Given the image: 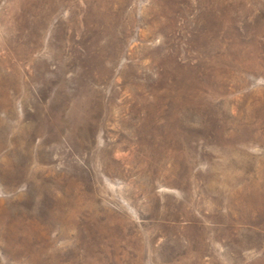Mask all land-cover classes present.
<instances>
[{"label":"rangeland","instance_id":"1","mask_svg":"<svg viewBox=\"0 0 264 264\" xmlns=\"http://www.w3.org/2000/svg\"><path fill=\"white\" fill-rule=\"evenodd\" d=\"M0 264H264V0H0Z\"/></svg>","mask_w":264,"mask_h":264}]
</instances>
